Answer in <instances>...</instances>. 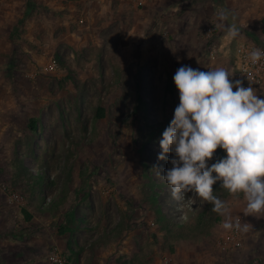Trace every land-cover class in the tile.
I'll return each instance as SVG.
<instances>
[{
  "label": "rangeland",
  "instance_id": "374dc122",
  "mask_svg": "<svg viewBox=\"0 0 264 264\" xmlns=\"http://www.w3.org/2000/svg\"><path fill=\"white\" fill-rule=\"evenodd\" d=\"M80 1L63 0L57 43L33 18L15 42L13 67L0 69V264H52L60 245L70 264L263 260L248 232L240 247H224L225 217L194 192L172 198L161 176L172 165L158 154L180 102L176 70L233 72L238 40L264 44V0H117L108 10L94 0L90 15ZM222 9L229 18L221 24ZM31 14L39 18H23ZM5 18L0 35L9 38L20 25ZM232 23L240 28L234 39ZM55 55L66 66L42 71ZM261 84L255 92L264 99ZM241 195L221 200L233 223L245 224Z\"/></svg>",
  "mask_w": 264,
  "mask_h": 264
},
{
  "label": "clouds",
  "instance_id": "9594fccd",
  "mask_svg": "<svg viewBox=\"0 0 264 264\" xmlns=\"http://www.w3.org/2000/svg\"><path fill=\"white\" fill-rule=\"evenodd\" d=\"M217 18L222 24L229 11L220 10ZM227 34L234 39L240 28L232 23ZM262 58L264 49L248 53L253 65ZM232 75L223 67L201 71L183 65L176 70L173 80L180 102L159 140L158 154V160H168L172 167L158 174L170 186L173 199L179 201L185 193L194 192L225 217V230L235 227L247 232V224L233 223L227 203L213 194V185L221 181L230 194H243L245 216H264V99L258 97L248 76L249 86L244 87L242 80H230ZM218 148L226 156L209 166ZM168 153L174 155L168 157Z\"/></svg>",
  "mask_w": 264,
  "mask_h": 264
},
{
  "label": "crops",
  "instance_id": "0c3cea01",
  "mask_svg": "<svg viewBox=\"0 0 264 264\" xmlns=\"http://www.w3.org/2000/svg\"><path fill=\"white\" fill-rule=\"evenodd\" d=\"M101 1L103 2L102 6H105V10L108 8V6H110V4H112V6H117V0ZM80 2H82L83 5H89L87 9L84 7L82 12L89 11L88 14L90 15L92 11L91 6L94 3V0H81ZM64 8L65 5L63 0H0V18L3 19L6 17L5 19L7 20L9 27H17L20 25L16 31H22L21 33L15 31L13 34L9 32V35L7 34L9 38L5 35H0V69H7L9 67L10 64L8 61L10 60L11 55H20L19 52H17V49L19 50V48H17V44H15V42L19 43L20 40H24V37L29 35L27 32V26L33 22V18L38 19V21H36V25H38L41 29L38 32H44V29L46 31L49 30V32L54 33L53 41L57 43L60 40L57 35L61 30L60 25L62 22L60 19H62L61 14ZM26 12H33L34 14L37 13L39 18L33 17L32 14L28 15L29 17L27 16L23 18ZM263 16L264 13L260 17V21ZM22 19H24V21ZM2 21L0 20V22ZM14 44L15 47H13ZM12 67L10 66L8 71H10ZM261 86L262 84L255 91H258ZM241 196L242 199H244L243 194ZM245 207L246 201L244 199V208ZM244 223L247 224L248 234L253 235L252 239L254 241V245L252 247H254V249L257 251V254H260V252L262 253L260 255L263 260L260 262L256 260L255 262L256 264H264V216L257 217L254 215H247ZM58 249V252L62 251V245L58 246Z\"/></svg>",
  "mask_w": 264,
  "mask_h": 264
},
{
  "label": "built area",
  "instance_id": "2783aa9c",
  "mask_svg": "<svg viewBox=\"0 0 264 264\" xmlns=\"http://www.w3.org/2000/svg\"><path fill=\"white\" fill-rule=\"evenodd\" d=\"M260 48L264 49V44L255 43L248 40H238L237 44L234 46L232 53V70L233 75L229 77L230 80H242L243 86L248 87L249 81L254 91L261 85L264 80V58L261 59L257 64H251L248 59V53L254 49ZM58 65L54 60L49 64L42 67V71H51L57 69ZM236 90L235 88L233 89ZM224 247L236 249L240 247L243 243L241 238V231L235 229L229 230L223 236ZM49 259L52 264H70L69 260L58 252L57 250H52L49 254Z\"/></svg>",
  "mask_w": 264,
  "mask_h": 264
},
{
  "label": "trees",
  "instance_id": "16d2710c",
  "mask_svg": "<svg viewBox=\"0 0 264 264\" xmlns=\"http://www.w3.org/2000/svg\"><path fill=\"white\" fill-rule=\"evenodd\" d=\"M261 30L262 32H264V16L262 17L261 19ZM54 61L56 62V64L58 65V67H64L66 66V64L64 63V61L59 57V55H55V58H54ZM102 114H103V109L101 107H98L96 109V112H95V115L96 117H102ZM28 128L31 130V131H35L36 130V126H35V120L34 119H31L29 120V124H28ZM224 156H226V152L221 149V148H218L217 151L215 152V159L219 160L220 158H223ZM213 194L217 197H219L220 199L225 197L227 194H229V192L222 188L221 187V182L220 181H217L214 185H213ZM210 208H212V205L210 203L207 202V205H206V209L207 211L210 212ZM162 220H164L165 222L168 221L169 219L164 217L162 218ZM169 222V221H168ZM166 224V223H165ZM171 225H172V228L176 231H180L182 230V227L180 226V224L178 223H175V222H172L171 221ZM70 249V247H68ZM74 254L76 253L75 251H72Z\"/></svg>",
  "mask_w": 264,
  "mask_h": 264
}]
</instances>
